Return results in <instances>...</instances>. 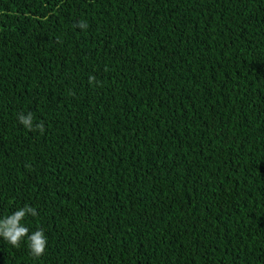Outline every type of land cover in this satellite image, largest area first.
<instances>
[{
    "label": "trees",
    "instance_id": "1",
    "mask_svg": "<svg viewBox=\"0 0 264 264\" xmlns=\"http://www.w3.org/2000/svg\"><path fill=\"white\" fill-rule=\"evenodd\" d=\"M25 205L46 254L0 264H264V0H0V218Z\"/></svg>",
    "mask_w": 264,
    "mask_h": 264
},
{
    "label": "clouds",
    "instance_id": "2",
    "mask_svg": "<svg viewBox=\"0 0 264 264\" xmlns=\"http://www.w3.org/2000/svg\"><path fill=\"white\" fill-rule=\"evenodd\" d=\"M81 29H87L88 25L84 21H80L77 25ZM94 77H90V82L94 81ZM18 121L28 131H39L41 134L45 132L43 123L34 124V117L31 111L27 114L20 113ZM36 217L38 212L36 208L25 205L18 208L10 215L0 218V238L14 248H20L27 241L30 254L34 258L43 257L47 251L48 238L43 229L37 228L35 231L30 229L23 223L27 216Z\"/></svg>",
    "mask_w": 264,
    "mask_h": 264
}]
</instances>
